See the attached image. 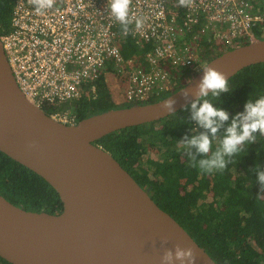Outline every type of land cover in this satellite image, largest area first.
Wrapping results in <instances>:
<instances>
[{
	"label": "water",
	"instance_id": "95a60500",
	"mask_svg": "<svg viewBox=\"0 0 264 264\" xmlns=\"http://www.w3.org/2000/svg\"><path fill=\"white\" fill-rule=\"evenodd\" d=\"M264 61V34L213 56L205 64L227 78ZM201 68L167 95L92 113L64 123L29 100L17 85L0 42V150L41 175L63 203L57 213L26 209L0 193V256L12 264H161L167 248L196 249L195 264H218L161 208L119 161L95 140L168 115L188 104ZM191 82V83H190ZM179 264V262H177Z\"/></svg>",
	"mask_w": 264,
	"mask_h": 264
},
{
	"label": "built area",
	"instance_id": "2783aa9c",
	"mask_svg": "<svg viewBox=\"0 0 264 264\" xmlns=\"http://www.w3.org/2000/svg\"><path fill=\"white\" fill-rule=\"evenodd\" d=\"M130 17L144 19L127 35L142 52L125 56L127 36L107 0H56L41 12L30 0H12L0 42L17 85L39 106L71 105L94 91L103 74L123 82L127 101L143 103L176 89L204 56L256 39L255 28L264 29V0H192L189 7L178 0H132ZM51 115L77 121L70 107Z\"/></svg>",
	"mask_w": 264,
	"mask_h": 264
},
{
	"label": "trees",
	"instance_id": "16d2710c",
	"mask_svg": "<svg viewBox=\"0 0 264 264\" xmlns=\"http://www.w3.org/2000/svg\"><path fill=\"white\" fill-rule=\"evenodd\" d=\"M11 5L12 0H0L2 31L8 29ZM255 31L260 37L264 29L256 27ZM121 51L132 56L142 52V48L127 36ZM228 83L230 92L222 93L213 104L227 110L231 119L244 110L250 97L264 95V61L239 69L228 78ZM93 84L94 91L71 105L45 102L42 108L52 114L70 107L78 120L134 103L124 98L122 81L112 87L103 74ZM175 112L111 131L95 142L107 149L218 264H264V193H260L254 171L257 164L264 167V136L257 133L256 142L246 144L244 152L223 173L201 175L189 166L178 144L185 134L191 136L190 129L195 127L188 119L190 110L182 107ZM0 193L26 209L57 213L63 207L57 191L41 175L1 150ZM0 264L12 263L0 256Z\"/></svg>",
	"mask_w": 264,
	"mask_h": 264
},
{
	"label": "clouds",
	"instance_id": "9594fccd",
	"mask_svg": "<svg viewBox=\"0 0 264 264\" xmlns=\"http://www.w3.org/2000/svg\"><path fill=\"white\" fill-rule=\"evenodd\" d=\"M34 9L41 12L53 7L56 0H30ZM182 7H189L192 0H178ZM132 0H107L109 14L121 26L124 36L130 34V25L135 24L136 30L143 27L144 19L130 17ZM227 50V49H226ZM209 60V59H208ZM203 75L195 89L182 88L180 94L187 100L185 110H190V119L195 126L191 128V136L185 134L178 144L189 161V166L197 169L201 175L214 172L223 173L229 164L236 162L234 158L244 152V146L257 140V133L264 136V95L249 98L244 110L237 112L230 119L227 110L214 106L222 93L230 92L227 76L211 67L200 64ZM191 83V82H190ZM176 100L172 97L164 99L161 108L168 114H174ZM216 147L213 149V142ZM256 179L260 185V193H264V167L257 164L254 168ZM197 252L194 247L180 244L167 248L160 257L161 264H195Z\"/></svg>",
	"mask_w": 264,
	"mask_h": 264
},
{
	"label": "rangeland",
	"instance_id": "374dc122",
	"mask_svg": "<svg viewBox=\"0 0 264 264\" xmlns=\"http://www.w3.org/2000/svg\"><path fill=\"white\" fill-rule=\"evenodd\" d=\"M240 44H242L241 42H240ZM223 51V50H222ZM207 62V60H204L203 61V63L202 64H205ZM196 72H194V73H192V74H189L188 75V77L187 78H185L184 77V80H183V82H182V85L184 84V83H186L194 74H195ZM109 83H110V85L113 87L115 84H116V82H115V80L113 79V78H110V80H109ZM117 85V84H116ZM121 97V96H120ZM158 99V98H157ZM156 100V99H155ZM145 102H148V101H145Z\"/></svg>",
	"mask_w": 264,
	"mask_h": 264
},
{
	"label": "flooded vegetation",
	"instance_id": "af4514ba",
	"mask_svg": "<svg viewBox=\"0 0 264 264\" xmlns=\"http://www.w3.org/2000/svg\"><path fill=\"white\" fill-rule=\"evenodd\" d=\"M208 59H209V56L208 55L207 56H204V58H203V60H208ZM178 84H180V83H178Z\"/></svg>",
	"mask_w": 264,
	"mask_h": 264
}]
</instances>
